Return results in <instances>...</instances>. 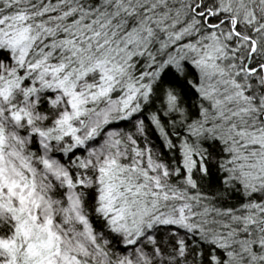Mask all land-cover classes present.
Instances as JSON below:
<instances>
[{"label": "snow or ice", "instance_id": "6c2138e0", "mask_svg": "<svg viewBox=\"0 0 264 264\" xmlns=\"http://www.w3.org/2000/svg\"><path fill=\"white\" fill-rule=\"evenodd\" d=\"M0 264H264V0H0Z\"/></svg>", "mask_w": 264, "mask_h": 264}]
</instances>
